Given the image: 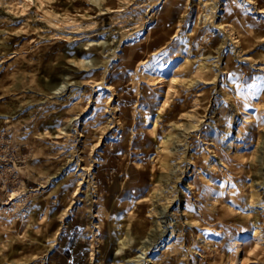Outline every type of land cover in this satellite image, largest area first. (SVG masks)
Here are the masks:
<instances>
[{
	"label": "rangeland",
	"instance_id": "obj_1",
	"mask_svg": "<svg viewBox=\"0 0 264 264\" xmlns=\"http://www.w3.org/2000/svg\"><path fill=\"white\" fill-rule=\"evenodd\" d=\"M0 19V264H264V0Z\"/></svg>",
	"mask_w": 264,
	"mask_h": 264
},
{
	"label": "bare ground",
	"instance_id": "obj_2",
	"mask_svg": "<svg viewBox=\"0 0 264 264\" xmlns=\"http://www.w3.org/2000/svg\"><path fill=\"white\" fill-rule=\"evenodd\" d=\"M37 1H39L40 2V4L41 3H43L45 0H37ZM171 5H172V3H171ZM40 7H41V5H39ZM44 10V9H43ZM0 22H1V19H0ZM28 22H29V20H28ZM228 35V34H227ZM239 40H241V38H239L238 39V41ZM93 50L91 51V52H93V51H96L97 50V59H99V57H101V55H102V52H100V51H98V50H100V49H96V48H92ZM103 48H101V50H102ZM104 52V51H103ZM98 64V63H97ZM173 80L174 81H176L177 79L176 78H173ZM260 209H262L261 210V213H263L264 214V205L263 206H261L260 207ZM98 216V215H97ZM97 227V226H96ZM258 235H259V231L258 230H254L253 231V239H251V240H247V241H243V242H239V247L241 248V251L244 253V255H245V253L246 252H251L252 251V248L253 247H256V246H258V244H259V237H258ZM128 243H129V241H128ZM127 243H126V241H124V243H123V245L125 246ZM121 250L123 249V247H121L120 248ZM245 251V252H244ZM242 257H243V255H242ZM242 257H240V259H239V261H242L243 260V258Z\"/></svg>",
	"mask_w": 264,
	"mask_h": 264
}]
</instances>
